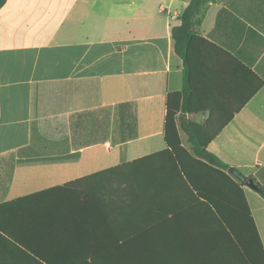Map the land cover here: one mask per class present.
Returning a JSON list of instances; mask_svg holds the SVG:
<instances>
[{"label":"crops","instance_id":"0c3cea01","mask_svg":"<svg viewBox=\"0 0 264 264\" xmlns=\"http://www.w3.org/2000/svg\"><path fill=\"white\" fill-rule=\"evenodd\" d=\"M190 1L0 8V264H264L262 194L241 185L259 244L233 202L218 215L157 155L168 94L183 88L172 29ZM195 31L234 58L200 48L210 105L186 116L233 113L208 148L264 188V0H214ZM128 102L136 137L121 131Z\"/></svg>","mask_w":264,"mask_h":264},{"label":"trees","instance_id":"16d2710c","mask_svg":"<svg viewBox=\"0 0 264 264\" xmlns=\"http://www.w3.org/2000/svg\"><path fill=\"white\" fill-rule=\"evenodd\" d=\"M6 1L0 0V8ZM212 1L214 0H191L180 15V24L175 25L172 29L175 51L184 60L183 88L168 94L165 121V139L168 148L157 155L170 154L190 188L196 191L198 197L212 205L218 215L226 216L224 213L225 203L233 202L234 209L237 208L235 216L239 220L246 219L249 222V240L252 241L254 237L260 244L258 230L241 187L242 184H246L247 179L252 177L245 176L236 167L225 163L208 148L210 142L232 118L233 113L229 114L225 120L218 121L223 114L210 112L203 123L188 119L186 116L204 111L210 105L211 98L202 97L205 95L204 90L207 86L205 69L209 64V59L206 60L203 55H199L200 48L213 56L225 54L234 58L229 52L199 36L195 31L196 25L201 24L206 9ZM250 73L254 75L257 82L254 91H258L263 80L252 71ZM121 106L125 108L127 114V121L122 123L121 131L130 133L128 137H136L135 106L130 102ZM180 129H183L188 135L191 145L189 148L183 144ZM230 168L237 171L240 175L239 180H235L228 173ZM258 186L259 190L257 191L264 197V188L260 184ZM100 260L102 258H94V256L89 258L87 255L75 257L76 264H98Z\"/></svg>","mask_w":264,"mask_h":264},{"label":"water","instance_id":"95a60500","mask_svg":"<svg viewBox=\"0 0 264 264\" xmlns=\"http://www.w3.org/2000/svg\"><path fill=\"white\" fill-rule=\"evenodd\" d=\"M229 172L233 173L234 175H236L238 178H240V175L237 173V171L233 168H230L229 169ZM246 184L251 187L252 189H255V190H259V186L258 184L256 183V181L254 180V178H249L247 179L246 181Z\"/></svg>","mask_w":264,"mask_h":264}]
</instances>
